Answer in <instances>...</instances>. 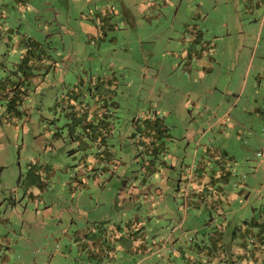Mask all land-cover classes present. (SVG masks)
<instances>
[{
	"label": "rangeland",
	"instance_id": "obj_1",
	"mask_svg": "<svg viewBox=\"0 0 264 264\" xmlns=\"http://www.w3.org/2000/svg\"><path fill=\"white\" fill-rule=\"evenodd\" d=\"M259 1L0 0V264H188L223 226L218 264H264ZM202 157L225 218L187 200Z\"/></svg>",
	"mask_w": 264,
	"mask_h": 264
},
{
	"label": "crops",
	"instance_id": "obj_2",
	"mask_svg": "<svg viewBox=\"0 0 264 264\" xmlns=\"http://www.w3.org/2000/svg\"><path fill=\"white\" fill-rule=\"evenodd\" d=\"M245 1H246V3H245ZM243 2H244L243 5L248 7L247 12L249 13V18H251V14H253L252 19H254V23H257V18H255V16L260 14L259 12H260V7H261V2L259 0H242V3ZM254 6H255V8H254ZM263 8H264V4H263ZM233 11L234 12L238 11V8L236 5H234ZM243 49L244 48L238 49L237 54H242ZM197 58L199 60L201 59L200 56ZM214 61H216V60L214 59ZM249 64H250V62H249ZM203 68L205 70V67H203ZM64 99L69 100L70 97L65 96ZM71 99H72V102H76L77 101L76 94H73ZM69 106H71V109L66 110L67 115L71 112L75 113V109H76L73 104H70ZM225 114H227V113L224 112L223 115L219 117V119H222ZM154 115H157V112H155ZM161 124H162L163 128H166L164 122H162ZM207 160L208 159H206L205 157H202V159L200 160V163L197 165V167L201 168V171H199V172L192 165H187L186 171L184 170V174L186 173V175H187L186 177H187L188 181L191 182V190H189V192L191 194H188L187 200L189 202L190 201L193 202L197 206H199V204H204V206L208 205V207L215 209L216 212L221 213L225 218V211L223 209L224 201L226 202V205L230 206L232 204L235 196L234 195L228 196L227 194H225L224 190L220 187V185L217 186L213 183L212 176L210 175L211 170H212V172L215 171L214 175L216 177H222V176H224L222 173L225 171V169L221 168L219 171L215 170V169H211V167L209 169L208 164H207ZM155 166H156L155 164H153V165L150 164L149 168H151V167L156 168ZM144 173L146 174L147 172H144ZM181 178H182V176H181ZM187 179H186V181H187ZM135 216H136V218H135L136 220L132 221L131 219H128L130 222L129 221H127V222L130 224L135 223L136 227L138 226L136 229H134L135 231H137L136 235H141L140 226H139L140 219L137 220L138 214H136ZM134 217H133V219H134ZM224 224H225V222H224ZM77 229H80V227L77 226ZM78 238H79V242L84 241V235L82 234L81 231H79V233H78ZM239 251H240V248L237 246L235 249V252H234L235 256H233V257H236L238 255Z\"/></svg>",
	"mask_w": 264,
	"mask_h": 264
},
{
	"label": "trees",
	"instance_id": "obj_3",
	"mask_svg": "<svg viewBox=\"0 0 264 264\" xmlns=\"http://www.w3.org/2000/svg\"><path fill=\"white\" fill-rule=\"evenodd\" d=\"M29 69H30V64L26 63L25 66H23V69L21 70V72H23V78L24 79L29 77V73H30L29 72ZM14 72H15L16 75H18V72L16 70ZM6 76L7 77L4 78L5 84H3V86L5 88L4 93L9 92L10 90H13L14 92H12L11 99L15 101V100H18V94H17L16 91H19L20 92V94H19V101L21 102V99L20 98L22 97V93H24L25 90H26V88H23V86H22V82L24 81L23 78H22V80H15L12 77H10V74H6ZM76 114H77L76 112L75 113H72V112L69 113V115H76ZM87 124L92 125V123H87ZM151 168H154V167H151ZM223 169H225V168H223ZM227 173L230 174L231 171L229 170V172H227V170L225 169V171L222 174L224 175V177H226L228 175ZM220 187H221V185H220ZM190 204L191 205H195L191 201H190ZM211 216H212V214H210V217ZM255 222H257V221L255 220ZM224 225H226V223ZM221 229H224V226ZM221 229L214 230L213 233L210 235L212 237V239H211L212 245L210 247L205 246L203 252L206 255V257H204V259H202L200 261H197L195 259V257H192L191 256L190 253H184V256L187 257V260H188L187 263L188 264H218L219 262H221L223 260V256L222 255H224L223 253L227 254L226 251H221L220 250L218 252V251H215L214 250L216 248V246H217V241H220L222 239L221 236H222L223 230H221ZM82 230H83V228H82ZM196 246L199 249L201 248V245L200 244H196ZM237 246L240 248V251H241L242 245L240 244V245H237ZM96 254H97V252L91 253L90 255H96ZM243 255H244V253L243 254H240L239 256L241 257ZM233 256H235V253L234 252H231L230 257H232V259L235 260V257H233ZM242 264H243V262H242Z\"/></svg>",
	"mask_w": 264,
	"mask_h": 264
}]
</instances>
